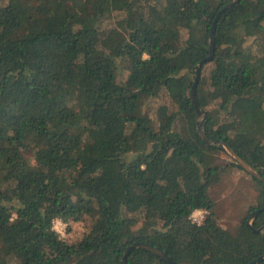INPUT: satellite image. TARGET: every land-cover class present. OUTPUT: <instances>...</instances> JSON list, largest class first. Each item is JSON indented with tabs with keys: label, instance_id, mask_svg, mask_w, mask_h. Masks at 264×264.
Returning <instances> with one entry per match:
<instances>
[{
	"label": "trees",
	"instance_id": "16d2710c",
	"mask_svg": "<svg viewBox=\"0 0 264 264\" xmlns=\"http://www.w3.org/2000/svg\"><path fill=\"white\" fill-rule=\"evenodd\" d=\"M230 1L0 0V264H122L136 241L180 264L264 254L247 222L264 182L225 227L210 191L240 166L200 135L191 96ZM214 40L197 86L206 134L264 176V0L225 10ZM56 219L90 227L72 243ZM127 264L170 263L135 248Z\"/></svg>",
	"mask_w": 264,
	"mask_h": 264
},
{
	"label": "rangeland",
	"instance_id": "374dc122",
	"mask_svg": "<svg viewBox=\"0 0 264 264\" xmlns=\"http://www.w3.org/2000/svg\"><path fill=\"white\" fill-rule=\"evenodd\" d=\"M249 41L253 42V39L249 38ZM128 73L129 71L125 70L122 75L123 80L127 79ZM163 101L164 100L161 99L152 101V107ZM147 107L145 109H147ZM149 111L152 116H155L153 108L149 109ZM200 119L203 118L200 117ZM220 157L221 159L228 160V157L224 154L220 155ZM210 193L216 201V211L220 216L221 223L225 227L234 231L241 218L248 213L250 206L253 205L258 190L256 189V181L254 177L243 168L235 167L229 175L225 176L219 183L212 186ZM204 213L205 211L203 210L202 218H204ZM61 221L66 227L62 232L59 230L57 231L60 233L61 237L72 243L81 240L90 227V221L88 219L80 221ZM81 221L83 222V231L74 228L75 224Z\"/></svg>",
	"mask_w": 264,
	"mask_h": 264
},
{
	"label": "water",
	"instance_id": "95a60500",
	"mask_svg": "<svg viewBox=\"0 0 264 264\" xmlns=\"http://www.w3.org/2000/svg\"><path fill=\"white\" fill-rule=\"evenodd\" d=\"M240 0H231L229 3H227L225 6H223L220 11L218 12V15L215 19V22L212 26L211 32H210V53L207 57L203 58L200 60L196 66V77L194 80V84L192 87V92L191 96L193 99V102L195 104V107L197 109V128L200 133V135L210 144H219V146L226 151L232 158L233 160L239 164L240 167H242L244 170H246L248 173H250L253 177H257L258 179L262 180L264 182V176L258 171V169L254 166H252L248 161H246L237 151L226 141L223 139L219 140H213L210 139L205 131L204 128V117H205V112L203 111L202 107L199 104L198 98H197V86L200 81L201 77V69L203 64L206 61L212 60L214 57V52H215V28H216V23L222 13L227 10L228 8L232 7L236 3H238ZM202 117L203 119H200ZM264 210V207L257 209L253 211L249 217H248V224L253 228L255 232H262L264 230V225L260 228H255L253 225V220L255 217ZM135 248H144L147 250L152 251L156 255L160 256L162 259L168 261L170 264H180L178 263L175 259H173L171 256H169L165 251L160 249L157 246H154L153 244H150L148 242H143V241H136L135 243L131 244L124 252L123 259H122V264H127V258L128 255L131 253V251ZM264 259V254L259 256L258 258L252 260L249 264H256Z\"/></svg>",
	"mask_w": 264,
	"mask_h": 264
},
{
	"label": "clouds",
	"instance_id": "9594fccd",
	"mask_svg": "<svg viewBox=\"0 0 264 264\" xmlns=\"http://www.w3.org/2000/svg\"><path fill=\"white\" fill-rule=\"evenodd\" d=\"M145 58H147V54H145ZM192 215H193V218H200L203 215V210L202 209H194ZM13 218H15V217H13ZM65 227H66V225H64L61 220L57 219L55 221V228L57 230L62 232ZM74 228L75 229H80L81 231H83L84 230L83 222L82 221L81 222H77L75 224Z\"/></svg>",
	"mask_w": 264,
	"mask_h": 264
},
{
	"label": "built area",
	"instance_id": "2783aa9c",
	"mask_svg": "<svg viewBox=\"0 0 264 264\" xmlns=\"http://www.w3.org/2000/svg\"><path fill=\"white\" fill-rule=\"evenodd\" d=\"M192 218H193V215H192ZM202 219H203L202 217H200V218H193V220L196 221V222H201ZM54 227H55V225H54Z\"/></svg>",
	"mask_w": 264,
	"mask_h": 264
}]
</instances>
